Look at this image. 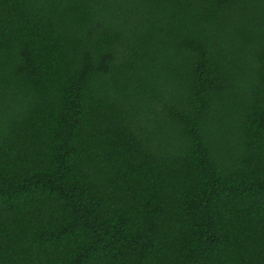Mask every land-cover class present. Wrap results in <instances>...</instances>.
<instances>
[{"label": "trees", "instance_id": "obj_1", "mask_svg": "<svg viewBox=\"0 0 264 264\" xmlns=\"http://www.w3.org/2000/svg\"><path fill=\"white\" fill-rule=\"evenodd\" d=\"M0 264H264V0H0Z\"/></svg>", "mask_w": 264, "mask_h": 264}]
</instances>
